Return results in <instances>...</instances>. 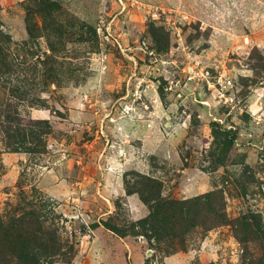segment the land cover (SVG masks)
Listing matches in <instances>:
<instances>
[{"label": "rangeland", "instance_id": "obj_1", "mask_svg": "<svg viewBox=\"0 0 264 264\" xmlns=\"http://www.w3.org/2000/svg\"><path fill=\"white\" fill-rule=\"evenodd\" d=\"M22 216L43 264H264V0H0Z\"/></svg>", "mask_w": 264, "mask_h": 264}, {"label": "trees", "instance_id": "obj_2", "mask_svg": "<svg viewBox=\"0 0 264 264\" xmlns=\"http://www.w3.org/2000/svg\"><path fill=\"white\" fill-rule=\"evenodd\" d=\"M37 223L30 216L13 218L8 223L0 219V264L52 263L60 255V244L54 237H46Z\"/></svg>", "mask_w": 264, "mask_h": 264}]
</instances>
